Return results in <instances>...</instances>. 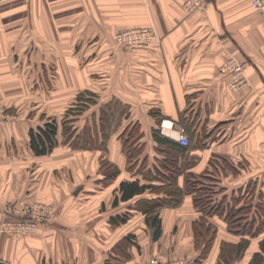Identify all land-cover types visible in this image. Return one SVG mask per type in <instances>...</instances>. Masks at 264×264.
<instances>
[{
	"label": "crops",
	"instance_id": "1",
	"mask_svg": "<svg viewBox=\"0 0 264 264\" xmlns=\"http://www.w3.org/2000/svg\"><path fill=\"white\" fill-rule=\"evenodd\" d=\"M184 1L0 3V73L5 57L7 63L26 59L29 74L38 75L33 88L38 84L45 92L53 85L51 73H63L62 65L51 61L75 58L76 73L88 76V83L74 97L87 89L97 94L90 119L99 114L95 104L117 101L124 108L123 128L109 137L110 162L104 167L99 162L103 149L73 148L64 143L59 129V143L50 153L37 154L31 148L30 130L49 118L61 119L69 106V100L54 98L52 90L40 120L0 124V222L7 204L41 202L57 209L53 220L33 236L0 231V260L6 264H148L157 254L177 264L180 260L182 264H258L254 255L264 256L260 243L264 238V16L251 0H210L206 12L190 15ZM143 26L153 27L158 38L131 48L116 44V31ZM229 54L246 64L248 83L238 89L231 74L220 69ZM19 73L15 63L9 74ZM32 110L21 115L23 119ZM164 120L166 125L174 122V128L162 131ZM135 123L153 146L129 157L121 135ZM177 123L186 127L190 137L186 157L180 159L185 168L178 184L184 188L189 173L191 183L200 181L213 189V203H219L220 209L205 215L194 203L197 192H187L178 205L161 207L162 235L155 241L137 204L142 197L166 193L160 187L167 183L161 178V164L169 150L157 147L152 133L154 128L165 136L176 133ZM111 166L120 172L109 180L106 170ZM135 179L158 188L115 205L120 183ZM246 202L253 204L251 211L234 218L250 221L242 224L251 230L244 231L243 225L230 229L229 210ZM258 202L262 209L257 208ZM125 213L127 221L112 223V217ZM203 216L207 225L201 242L194 223ZM244 237L250 241L239 255L237 246Z\"/></svg>",
	"mask_w": 264,
	"mask_h": 264
},
{
	"label": "rangeland",
	"instance_id": "2",
	"mask_svg": "<svg viewBox=\"0 0 264 264\" xmlns=\"http://www.w3.org/2000/svg\"><path fill=\"white\" fill-rule=\"evenodd\" d=\"M13 1L23 2L26 0H0V3L8 4ZM131 28H136V27H131ZM125 29H128V28H123L115 32L114 34L115 42L117 41V38H115L117 33ZM21 53H23L22 50H21ZM5 58L3 60V65L5 66V68L0 73V124H2L3 126L7 125L8 123H12L18 120L28 121L30 118L33 120L34 119L40 120V115H41L40 111L43 109L46 110L43 107H44V104L47 102L46 100H49V96H50L49 94H50V91L52 90V96H54V98L56 97V99L61 98V99L69 100V106L65 110V114L63 115V117H59L61 119L57 118V121H58L59 131L63 133L64 138L66 134L69 133V129H66V128H70V130H75L74 136L70 139V142L72 144H76L77 147H73V145L69 142L67 143V144H70L73 148H79V146L83 147L81 145H85V147L92 146L93 142L96 140L95 137L97 138L99 133L101 135L104 132L115 133L116 131H119L123 128V123H120V118H121V114L123 113L124 108L117 101H113L109 103L110 105H107L106 103L105 104L103 103L104 105L102 106H99L101 103H99V105L98 104L93 105V106H96L95 108H98L99 114L96 115L94 113L95 115L91 116V119H90V114L92 112L91 111L92 106L86 109L81 115L76 113L78 112V109H79L76 106L79 103H78V98L77 97L75 98L74 96L79 88H81L82 86H85L88 83L87 81L88 76L86 75L82 76L76 73V69H75L76 59L75 58L62 59L60 61L59 60L51 61L56 66H59V64L62 65L63 73L62 74L59 73V70L57 73L56 72L51 73L50 75L51 81L49 80V83L53 82V85L49 84L50 87H48L45 92H43V90H39V88L43 89V86L38 87V84H36L35 88H33V83L35 80H38V75L36 73L34 74L33 71L30 72L29 74V72L27 71L28 61L26 59L21 58L20 60H9L10 63H7L8 61ZM15 63L18 65V68H20V73L10 75L9 74L10 68L12 65H15ZM38 64H39V61L36 60V65H35L36 68ZM24 69L26 71H24ZM52 70H55V69H53L52 67ZM40 77L43 78L42 76ZM55 82L56 83L58 82V83L56 84ZM23 108L25 111L22 114H20ZM30 108L31 109L33 108V110L30 111L29 116L24 117L23 119L21 115L26 114L27 110H29ZM102 110H106V111H102ZM43 114H46V113H43ZM101 114H103L102 117L105 118L104 125H102L101 123L102 122ZM44 118H45V115L41 117V120H43ZM132 129H133V132L131 135L132 136L133 134L135 135L134 136L135 141L133 139H128L127 144L129 145L125 148V150L127 151L131 149L134 152L132 154L137 156L138 153H141V154L143 153L142 150L144 148H148V147L150 148L153 145L150 139L141 135L139 128H131L130 131ZM125 130H128V128L126 127ZM126 133L127 131L125 132V134L123 132L121 135L122 142H123V138L126 135ZM169 135H170V138L176 140L175 138L172 137L176 135L175 133L171 132L170 134H167V136ZM100 142L101 140L98 139V143ZM107 142L109 143V140ZM166 147L167 146L163 148H166ZM109 151L110 149L103 148V152L100 153L99 162H100V165L102 164L103 167L106 166L108 162H110V160L108 159ZM166 153L169 154L170 156L175 155V154H170L168 152ZM32 203H41V202H32ZM41 204H44L46 208L50 210L53 209V218L56 216L57 209L55 208V206H53L52 204H47V203L46 204L41 203ZM209 235L210 234H208L207 236L208 238L210 237ZM213 237L214 236H212V238ZM199 241L203 242V235H201ZM155 260H160L161 264L167 261L165 258L155 254L151 256L148 264H152V262Z\"/></svg>",
	"mask_w": 264,
	"mask_h": 264
},
{
	"label": "trees",
	"instance_id": "3",
	"mask_svg": "<svg viewBox=\"0 0 264 264\" xmlns=\"http://www.w3.org/2000/svg\"><path fill=\"white\" fill-rule=\"evenodd\" d=\"M97 94L89 89L84 90L80 92L77 96L78 98V103L77 108L78 112L77 114H82L86 109H88L91 104L96 103ZM104 105V104H103ZM106 111V110H102ZM103 114H101V119H102V125L105 123V118L102 117ZM107 121V120H106ZM129 126V127H128ZM127 126L128 130L124 129V134L127 131L126 135L123 138V146L126 148L129 144H127L128 139H133V136L131 135L133 132V129L130 131L131 128H139L141 132V127L138 123L135 124H129ZM58 121L57 118H49L46 120V122L37 127L36 129L32 128L30 130V145L31 148L34 150L35 153L37 154H47L50 153L54 147L59 143L58 140ZM69 133L66 134L64 138V142L66 143H71L70 139L74 136L75 130H70ZM111 133L104 132L102 135L99 133L98 137H95V141L93 142L92 146H88L91 148H101V149H107V141L109 140ZM141 135L143 133L141 132ZM153 139L157 143V147H165V149H168V153L170 154H175L174 156H170L169 154L166 153L165 157L163 158L162 161V168L163 170L161 174V178L167 179V183L164 185H161L160 187L162 190H164L166 193L163 196H156V197H142L141 199L138 200V208H140L145 214H146V221L149 224V226L152 229V238L153 240H158L161 235H162V219L160 217V209L163 206L167 205H178L186 192H192L196 191L194 203L196 207H199L203 213L209 214L213 211H219L220 209V204L219 203H213L212 195L214 194L213 189L210 186H203V182L196 181L198 183L193 184L190 182V175L187 173L186 175V182H185V187L183 188L178 184L179 176L184 172V165L183 161L180 160L183 157H186L187 151L190 147V144L185 146L180 144L177 140H174L170 137H167L159 132L158 129L154 128L153 129ZM87 139V138H86ZM98 139L101 140L100 143H98ZM72 144V143H71ZM73 147H77L76 144H72ZM159 145V146H158ZM79 146V145H78ZM85 147V145H81ZM80 147V146H79ZM131 148V147H130ZM127 153L129 154V157L133 156L132 153H134L131 149L127 150ZM180 155V156H179ZM120 169L119 167H110L108 170H106V178L111 180L117 177L119 174ZM199 186V187H197ZM148 188L154 189L158 188L155 186V184H141L139 179H135L132 181H122L120 183L119 191L121 193L120 197L117 195L115 197L114 203L117 205L120 200L126 201L134 198L136 195L143 194L144 192L147 191ZM253 204L251 203H244L241 207L239 208H233L232 210H229L228 215H227V220L229 222V228L230 229H236L239 227H242L243 225L244 231L249 229L248 224L246 226L242 224V222L245 223L247 219L244 217H239V218H234L236 215L239 213H248L251 211ZM257 208L262 209L263 204L260 202L257 203ZM129 218V214H123L119 215L116 217H112L111 221L113 224H119L127 221ZM250 222V221H246ZM207 225V219L205 216L201 217L199 220H197L194 223V228L195 231L197 232L196 237L199 241L203 229ZM261 226L264 227V221L261 222ZM248 227V228H247ZM256 234H250L249 236H255ZM129 239V238H128ZM250 241V238H242L241 242L237 246L238 254L240 255L242 251L246 248ZM261 243V249L264 252V238L260 241ZM261 264L264 261V256L262 253H256L253 258V262ZM109 264V262H107Z\"/></svg>",
	"mask_w": 264,
	"mask_h": 264
},
{
	"label": "built area",
	"instance_id": "4",
	"mask_svg": "<svg viewBox=\"0 0 264 264\" xmlns=\"http://www.w3.org/2000/svg\"><path fill=\"white\" fill-rule=\"evenodd\" d=\"M210 0H185L183 8L187 15L197 11H207ZM253 6L264 16V0H251ZM117 44L123 47L131 48L136 46H144L152 40L158 38L156 30L151 26H143L136 28H128L117 33ZM220 69L231 74L232 85L235 88H241L248 83L245 74L246 64L235 55L229 54L227 59L222 63ZM162 122V131L165 129H173L174 122L166 125ZM178 130L176 135L172 136L182 145L190 144V137L186 128L177 123ZM167 132V131H165ZM170 134V132H167ZM5 216L0 224V231L10 233L17 237H30L36 234L42 224L49 223L53 218V209H48L41 203H29L22 206L15 204H7L4 208ZM183 261H178L182 264ZM152 264H161L160 260H155ZM162 264H177V262L166 261Z\"/></svg>",
	"mask_w": 264,
	"mask_h": 264
},
{
	"label": "water",
	"instance_id": "5",
	"mask_svg": "<svg viewBox=\"0 0 264 264\" xmlns=\"http://www.w3.org/2000/svg\"><path fill=\"white\" fill-rule=\"evenodd\" d=\"M0 264H6L4 260H0Z\"/></svg>",
	"mask_w": 264,
	"mask_h": 264
}]
</instances>
